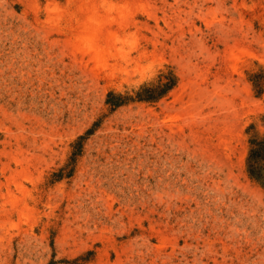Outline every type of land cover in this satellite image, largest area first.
I'll return each mask as SVG.
<instances>
[{"label": "rangeland", "instance_id": "obj_1", "mask_svg": "<svg viewBox=\"0 0 264 264\" xmlns=\"http://www.w3.org/2000/svg\"><path fill=\"white\" fill-rule=\"evenodd\" d=\"M263 136L264 0H0V264H264Z\"/></svg>", "mask_w": 264, "mask_h": 264}, {"label": "trees", "instance_id": "obj_2", "mask_svg": "<svg viewBox=\"0 0 264 264\" xmlns=\"http://www.w3.org/2000/svg\"><path fill=\"white\" fill-rule=\"evenodd\" d=\"M178 78L174 71L169 70L167 73H161L154 83L144 85L135 96H124L114 92L109 93L107 105L111 111L128 105L132 102L156 103L165 98L178 85ZM92 130L87 134H91ZM86 138L80 137L76 145V151L73 155V161L76 162L77 157L83 151V142ZM251 149L247 160V169L250 178L257 182L264 189V136L262 138H254L251 140Z\"/></svg>", "mask_w": 264, "mask_h": 264}, {"label": "bare ground", "instance_id": "obj_3", "mask_svg": "<svg viewBox=\"0 0 264 264\" xmlns=\"http://www.w3.org/2000/svg\"><path fill=\"white\" fill-rule=\"evenodd\" d=\"M92 31L87 35V37H86V40L88 41V42H98V35H99V33H100V31H101V28L100 27H94L93 29H91ZM96 56H100L101 55V53L99 52V50H100V48L97 46V48H96ZM101 57V56H100ZM100 57H98V59H100V60H103V59H101Z\"/></svg>", "mask_w": 264, "mask_h": 264}]
</instances>
